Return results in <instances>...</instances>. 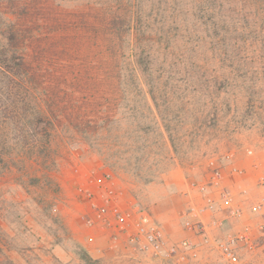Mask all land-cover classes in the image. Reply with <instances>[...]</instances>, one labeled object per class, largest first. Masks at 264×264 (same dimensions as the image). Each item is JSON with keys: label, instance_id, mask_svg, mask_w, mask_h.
Masks as SVG:
<instances>
[{"label": "rangeland", "instance_id": "obj_1", "mask_svg": "<svg viewBox=\"0 0 264 264\" xmlns=\"http://www.w3.org/2000/svg\"><path fill=\"white\" fill-rule=\"evenodd\" d=\"M91 3L0 0V33L23 32L28 64L19 76L0 66V260L179 264L129 249L98 221L80 189L97 190L93 179L110 173L124 206L137 203L168 239L198 248L185 264H227L214 221L238 224L264 202V60L199 63L222 66L225 86L190 104L186 74L106 71ZM224 192L241 217L217 208ZM258 245L240 264H264V236Z\"/></svg>", "mask_w": 264, "mask_h": 264}, {"label": "trees", "instance_id": "obj_2", "mask_svg": "<svg viewBox=\"0 0 264 264\" xmlns=\"http://www.w3.org/2000/svg\"><path fill=\"white\" fill-rule=\"evenodd\" d=\"M91 4L106 71L140 72L149 78L157 73L186 74L192 79L187 85L190 104L196 103V94L206 104L207 90L225 86L222 66L206 68L199 63L264 60V0H92ZM22 33L13 27L0 33L8 44V49L0 50V66L17 76L28 66ZM194 72L213 78H197ZM150 87L155 102L156 86ZM1 258L0 264H13L7 256Z\"/></svg>", "mask_w": 264, "mask_h": 264}, {"label": "built area", "instance_id": "obj_3", "mask_svg": "<svg viewBox=\"0 0 264 264\" xmlns=\"http://www.w3.org/2000/svg\"><path fill=\"white\" fill-rule=\"evenodd\" d=\"M93 184L97 187L95 191L80 189L83 197L90 201L99 222L124 234L129 249L149 253L165 262L175 260L179 264H185L189 259L198 257L199 250L195 245L185 240L175 242L168 239L160 224L137 203L127 201L124 206L123 193L117 189L112 174L104 173L102 177L94 178ZM220 201L224 207L230 209L233 217L243 215V211L233 205V198L229 192H224ZM215 206L216 204L211 201L208 204L210 210L215 209ZM263 207L264 202L254 206L252 212L259 214ZM187 225L191 229L190 222ZM204 231V243L213 244L205 228ZM260 234H264V217L255 225H245L235 235L218 239L214 246L227 264H240V252L242 250L254 252L258 248Z\"/></svg>", "mask_w": 264, "mask_h": 264}, {"label": "crops", "instance_id": "obj_4", "mask_svg": "<svg viewBox=\"0 0 264 264\" xmlns=\"http://www.w3.org/2000/svg\"><path fill=\"white\" fill-rule=\"evenodd\" d=\"M234 199V198H233ZM234 202V201H233ZM221 206V207H220ZM244 206V205H243ZM247 206V205H246ZM218 207H220V209L221 208H223L224 210H226L225 209V207L223 206V203H222V201H220V205H217V208ZM246 211H248L249 212V215L250 216H247L246 218H243V220L241 221V222H238V224L237 223H234L233 221H230V222H225L224 220H219V219H216L215 221H214V225H215V230H214V234L217 236V237H219V238H221V239H225V238H227V237H229V236H232V235H235L236 233H238V230H237V228L240 226V225H242L243 224V226H242V228L245 226V225H247V224H253V225H255V224H257V223H259L261 220H262V218L264 217V207H263V211L261 212V213H257V214H255V213H253L252 212V209H253V207L252 208H250V207H246V208H244ZM222 210V209H221ZM245 212V211H244ZM246 213V212H245ZM255 215V217L254 216H252V215ZM258 216V217H257ZM245 217V216H244ZM233 224H236V228H234V226H233ZM242 228L240 229V230H242ZM239 230V231H240ZM264 236V234H260V237H263ZM262 247V246H261ZM261 247L258 245V250L259 249H261ZM257 250V251H258Z\"/></svg>", "mask_w": 264, "mask_h": 264}]
</instances>
